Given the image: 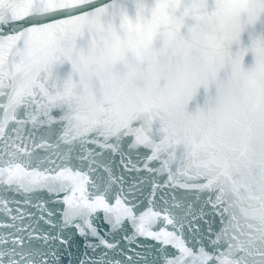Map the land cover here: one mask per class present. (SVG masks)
I'll return each mask as SVG.
<instances>
[{
    "label": "snow or ice",
    "instance_id": "snow-or-ice-1",
    "mask_svg": "<svg viewBox=\"0 0 264 264\" xmlns=\"http://www.w3.org/2000/svg\"><path fill=\"white\" fill-rule=\"evenodd\" d=\"M29 121L59 125L66 144L115 150L131 138L169 181L213 193L217 247L197 253L180 241L167 264H264V0H0V142ZM81 175L63 168L53 179ZM29 177L37 184L41 173L0 167V183ZM14 255L0 250V264H33Z\"/></svg>",
    "mask_w": 264,
    "mask_h": 264
},
{
    "label": "water",
    "instance_id": "water-1",
    "mask_svg": "<svg viewBox=\"0 0 264 264\" xmlns=\"http://www.w3.org/2000/svg\"><path fill=\"white\" fill-rule=\"evenodd\" d=\"M261 30L257 25L256 32ZM243 40L250 42L249 32ZM254 62V54L247 53L245 67ZM56 71L66 78L70 62L58 65ZM199 99L202 105L203 89ZM12 128L18 131H10L11 139L0 142V167L20 164L28 172L41 173L37 184L28 183L30 177L23 187L0 183V250L11 252L15 247L13 259L23 256L33 264H167L181 255L180 241L197 253L201 247L209 252L217 247L211 241L222 224L219 209L209 202L213 193L180 187L179 183H196L183 176L169 181L159 160L146 159L147 149L129 148L131 138H124L114 150L91 142L66 144L60 126L47 121L13 123ZM63 168L80 172L81 178L53 179ZM98 197L111 210L98 206ZM70 198L71 205L65 202ZM84 201L96 206L85 208ZM164 233L173 234L170 243H164Z\"/></svg>",
    "mask_w": 264,
    "mask_h": 264
},
{
    "label": "clouds",
    "instance_id": "clouds-1",
    "mask_svg": "<svg viewBox=\"0 0 264 264\" xmlns=\"http://www.w3.org/2000/svg\"><path fill=\"white\" fill-rule=\"evenodd\" d=\"M248 86L249 87H254L255 86V81H248Z\"/></svg>",
    "mask_w": 264,
    "mask_h": 264
}]
</instances>
